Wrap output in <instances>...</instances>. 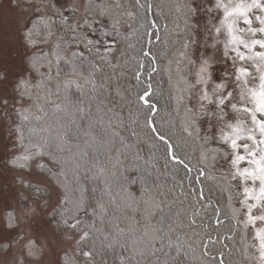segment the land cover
Masks as SVG:
<instances>
[{
    "label": "snow or ice",
    "instance_id": "6c2138e0",
    "mask_svg": "<svg viewBox=\"0 0 264 264\" xmlns=\"http://www.w3.org/2000/svg\"><path fill=\"white\" fill-rule=\"evenodd\" d=\"M0 264H264V0H0Z\"/></svg>",
    "mask_w": 264,
    "mask_h": 264
}]
</instances>
